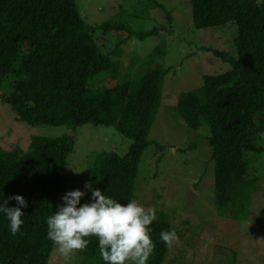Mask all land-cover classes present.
<instances>
[{
	"label": "trees",
	"instance_id": "trees-1",
	"mask_svg": "<svg viewBox=\"0 0 264 264\" xmlns=\"http://www.w3.org/2000/svg\"><path fill=\"white\" fill-rule=\"evenodd\" d=\"M78 2L0 0V92L16 119L28 125L112 126L128 138L131 143L124 154L98 153L89 166L95 189L126 204L135 199L145 151L152 145L162 148L149 135L169 72L160 66L137 72L135 65L152 66L150 59L164 54L166 42L161 39L144 58L134 56L127 68L122 58L128 41L163 37L161 32L170 33L171 26L158 21L137 31L124 18L89 24ZM136 2L133 18L152 19L153 10L159 9L172 21L166 2ZM189 2L196 29L236 25V56L213 51L230 68L207 74L202 87L182 92L175 111L191 129L209 126L216 205L220 213L225 209L226 215L238 219L250 215L252 196L262 180L252 167L255 156L264 152L257 135L264 132V0ZM125 15L128 19V12ZM74 146L69 134L35 135L25 150L5 151L0 146V205L15 195L27 201V207L20 206L23 223L15 235L0 211V264L49 263L54 244L48 239L47 218L58 211ZM6 206L18 205L12 199ZM172 230L171 221L162 216L149 226L155 247L148 264H164L171 247L160 239V233ZM85 239L88 246L77 251L83 257L80 263L105 264L98 238Z\"/></svg>",
	"mask_w": 264,
	"mask_h": 264
},
{
	"label": "rangeland",
	"instance_id": "rangeland-1",
	"mask_svg": "<svg viewBox=\"0 0 264 264\" xmlns=\"http://www.w3.org/2000/svg\"><path fill=\"white\" fill-rule=\"evenodd\" d=\"M78 1L89 24L124 18L137 31L150 28L158 21L171 26L170 33L161 32L163 37L128 41L127 54L122 58L124 68H127L133 58H144L162 41L166 42L164 54L150 59L152 66L144 69L142 63L135 65L137 72L157 66L169 68L161 106L149 135V139L162 148L152 145L145 151L134 199L145 209L154 207L156 218H168L177 233L178 240L170 248L164 264H264V152L255 156V165H252V170L262 180L259 190L252 196L250 215L236 219L226 215L225 209L220 213L216 205L214 162L208 143L210 128L203 124L198 130L191 129L175 111L182 92L202 87L205 75L230 68V64L215 56L213 51L222 50L230 57L236 56L233 43L236 25L230 22L219 27L196 29L189 0H160L166 2L172 12L171 22L159 9L153 10L152 19L133 18L135 0ZM124 11L128 12V19L125 13L118 16ZM98 37L102 39V35ZM66 134L73 136L75 146L69 156L68 175L58 210L64 204L63 197L70 191L85 193L77 207L92 203V190L85 185L91 182L95 189L89 174L93 156L109 150L124 154L131 141L112 126L84 124L74 129L28 125L16 119L12 107L2 100L0 92V146L5 151L17 147L27 149L35 135L59 137ZM258 141L264 146V138ZM82 259L75 252L66 261L54 245L48 264H81Z\"/></svg>",
	"mask_w": 264,
	"mask_h": 264
},
{
	"label": "clouds",
	"instance_id": "clouds-1",
	"mask_svg": "<svg viewBox=\"0 0 264 264\" xmlns=\"http://www.w3.org/2000/svg\"><path fill=\"white\" fill-rule=\"evenodd\" d=\"M257 135L264 138V132ZM85 187L92 190V203L77 207L85 193L70 191L63 197L64 204L59 210L47 218L48 239L58 253L67 261L75 252L86 249L89 243L86 237L94 236L98 238L99 255L105 264H147L155 247L149 226L156 218V209H145L134 200L126 204L116 202L100 189H92L91 182ZM12 199L16 200L17 207L6 206ZM20 206L27 207V201L20 195L9 196L0 205L13 235L23 223ZM160 239L172 247L178 236L173 229L162 231Z\"/></svg>",
	"mask_w": 264,
	"mask_h": 264
}]
</instances>
